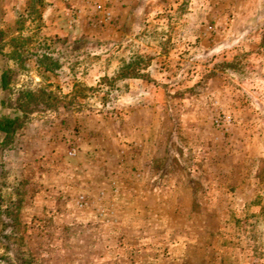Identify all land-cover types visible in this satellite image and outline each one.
I'll list each match as a JSON object with an SVG mask.
<instances>
[{
  "label": "rangeland",
  "instance_id": "rangeland-1",
  "mask_svg": "<svg viewBox=\"0 0 264 264\" xmlns=\"http://www.w3.org/2000/svg\"><path fill=\"white\" fill-rule=\"evenodd\" d=\"M30 4L0 0V121L25 90L59 103L0 130V264H264L246 234L264 0ZM45 46L60 65L43 73ZM130 57L145 76L112 80Z\"/></svg>",
  "mask_w": 264,
  "mask_h": 264
},
{
  "label": "trees",
  "instance_id": "trees-1",
  "mask_svg": "<svg viewBox=\"0 0 264 264\" xmlns=\"http://www.w3.org/2000/svg\"><path fill=\"white\" fill-rule=\"evenodd\" d=\"M41 0H31L30 7L28 9V14L35 13V5L37 2ZM24 16H19L16 20V23L19 27L23 24V20L26 18ZM18 27V28H19ZM14 40V39H13ZM16 40V38H15ZM14 47L17 48L19 51L18 43L12 44ZM49 46H45L44 48H40V51L33 52L35 56V62L37 65V69L41 72H49L56 69L60 63L58 64V59H55L48 49ZM136 60L129 58L127 61L123 62L120 68H118L116 75L112 78V80H122L125 78H143L145 74L140 72ZM1 74V80L3 82L4 77ZM3 84V83H2ZM58 98L56 97L55 93L47 89H41L39 93H34L31 90H25L21 93L19 99L15 105V116H4L3 119L0 121V130L10 131L17 129L19 125V121L26 118L29 114L35 111H45L48 109H52L58 105ZM264 208L252 216V222L248 226L246 230L247 236L253 241V247L255 250L262 248L264 250V234L262 231L264 230V223L262 220L264 219ZM263 229V230H262Z\"/></svg>",
  "mask_w": 264,
  "mask_h": 264
}]
</instances>
